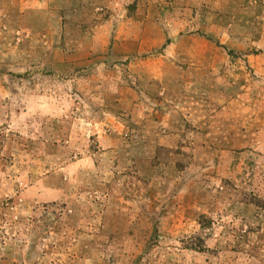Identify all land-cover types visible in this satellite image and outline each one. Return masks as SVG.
Returning a JSON list of instances; mask_svg holds the SVG:
<instances>
[{"label":"rangeland","instance_id":"rangeland-1","mask_svg":"<svg viewBox=\"0 0 264 264\" xmlns=\"http://www.w3.org/2000/svg\"><path fill=\"white\" fill-rule=\"evenodd\" d=\"M264 0H0V264H264Z\"/></svg>","mask_w":264,"mask_h":264},{"label":"crops","instance_id":"crops-1","mask_svg":"<svg viewBox=\"0 0 264 264\" xmlns=\"http://www.w3.org/2000/svg\"><path fill=\"white\" fill-rule=\"evenodd\" d=\"M21 1H22V0H21ZM262 58H264V56H263Z\"/></svg>","mask_w":264,"mask_h":264}]
</instances>
